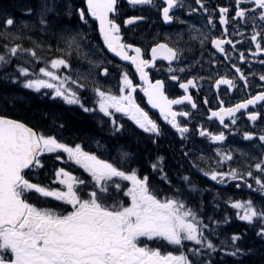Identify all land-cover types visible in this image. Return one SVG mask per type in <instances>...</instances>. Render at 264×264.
<instances>
[{"label":"snow or ice","instance_id":"obj_1","mask_svg":"<svg viewBox=\"0 0 264 264\" xmlns=\"http://www.w3.org/2000/svg\"><path fill=\"white\" fill-rule=\"evenodd\" d=\"M83 4L86 7H76L70 0H37L35 9L25 8L29 20L0 9V69L5 70L0 88L19 85L94 117L102 114L98 122L106 123L113 137L123 134L125 119L131 121L157 152L150 151L151 159L143 164L136 152L122 146L115 156H105L108 149L99 141L96 150H87L83 141L67 142L62 136L65 123H43L47 112L0 114V264H218L213 259L218 251L236 257L235 264H244L240 258L252 251L242 245L246 233L233 230L229 235L223 228L242 221L264 242V126L256 127L264 122V83L255 94L247 91L249 76L258 75L264 82V0H127L126 6L121 0H83ZM126 7L155 9L161 30L164 26L172 30L162 36L156 33L150 47L129 42L127 26L147 17L125 16ZM178 11L188 17L200 13L205 24L197 27ZM89 18L97 23L102 45L85 31ZM177 24L186 26L187 40L184 29L172 27ZM44 36H54L55 46ZM197 40L201 52L209 44L215 50L205 61L211 73L207 76L199 74L205 71L202 57L186 62L191 42ZM104 49L129 62L139 83L121 70L118 92L110 84L105 87L100 78L108 81L112 61L102 55ZM253 59L261 65L259 72L252 71ZM81 61H87L86 69ZM225 61L233 74L216 70ZM150 72L164 78H150ZM206 80L210 88L220 90L211 100L207 95L203 99L208 121H219L216 130L204 121L190 127L199 115V96L191 90L202 92ZM167 81L176 82L183 94L170 98ZM138 89L169 128L137 102ZM234 89L245 92L235 103ZM89 92L92 106L85 102ZM223 97H229L227 106ZM213 101H218L215 107ZM245 115L252 127L246 122L242 130L239 122ZM169 135L179 137L170 146H178L181 159L189 164L186 171L180 165L175 178L166 168V156L159 154ZM197 135L203 138L199 142ZM241 141L248 145L233 147ZM50 157L78 166L87 177L73 175L64 166L46 171ZM196 173L213 183L202 187L194 179ZM244 188L258 193L259 199L236 198V190ZM205 192L212 193L208 201Z\"/></svg>","mask_w":264,"mask_h":264},{"label":"flooded vegetation","instance_id":"obj_2","mask_svg":"<svg viewBox=\"0 0 264 264\" xmlns=\"http://www.w3.org/2000/svg\"><path fill=\"white\" fill-rule=\"evenodd\" d=\"M189 2H191V0H189ZM214 3H222L224 2V0H213ZM70 3L76 7H86V5L83 4V0H70ZM122 5L127 4V0H121ZM178 15L181 16L182 19H188L190 23H195L197 27H201L202 25L205 24V20L202 19V14L197 13V14H193V16L188 17L186 12H179L177 13ZM124 15L125 16H130V15H145L147 17L146 20L144 21H137L135 22L134 25H130L127 26V29L125 31V38L129 40V42H134L137 43L141 46H144L145 44H147L150 47V43L152 41L153 36L160 32L161 36L163 35V31H170L172 30V28H170V26H164L163 31L161 30V23L157 20V15H156V10L155 9H132V8H125L124 9ZM216 23L218 25V19L216 20ZM174 27L175 30H180V29H184L185 31V39H188V34H187V28L184 25H175L172 26ZM85 31L88 32L89 34V38H91L93 40L94 43H99L102 45V41L99 39V32H98V26L97 23L92 19L89 18V25L85 26ZM192 35H195V33L193 32ZM245 35L247 36L248 33H245ZM237 40L240 39V37H236ZM241 43H243V41H241ZM191 47H192V51L186 53L188 60L186 62H191L192 58L195 57L197 59H201V63H203L204 65V69L205 71H200V75L203 76H207L209 74H211L209 71H207L209 69V65L207 63H205V61H207L208 56H209V52L215 51L214 49L211 48V45L209 44L207 46V49L203 52L200 51V44L199 41H192L191 42ZM229 49L231 48V46H228ZM254 48V46H253ZM244 50V49H241ZM102 55L105 57L106 60H111L112 64L108 65L109 69H110V73L111 76L109 77L108 81H105L102 77L100 78V82L103 83L105 85V87H107L109 84L112 87V90L114 92H118V88L116 87L118 79H119V71L121 70H125L129 73L130 77H132L134 79L135 82L139 83V77L138 75H135V69L134 67H132L130 65L129 62L126 61H122L119 59V57H115L113 54L108 53L106 49H104ZM233 55H236V53H233ZM217 58L222 60V57L220 56V54L217 53ZM262 59H264V57H261ZM237 63L239 64L240 62L237 61ZM252 63V71L253 72H259L261 70V65H259L255 59H253L251 61ZM164 67H167V61L163 62ZM200 65L197 64L196 68L199 69ZM249 68V65L245 64L244 65V69H245V74H247V70ZM216 70L224 73V72H228L229 75L234 73V69H231V65L228 62H224L222 64H218L216 66ZM98 71V70H97ZM166 75V73H165ZM150 78H164L163 76L160 75H156L153 76V73L150 72ZM249 81L251 84V87L247 90L249 92H251L252 94H255L256 91L261 90L259 88V84L260 83H264V82H259V77L258 75L255 77V79H253V77L249 76ZM241 84L243 83V81L240 82ZM210 82L209 81H205L204 82V90L202 92L197 93L196 89H192L191 92L193 93L194 96L198 95L199 99L197 100V104H198V109H199V115L197 116V118L195 120L192 121V125H195L196 123L200 122V121H204L205 125L208 126L210 128V130H216L219 127V121H208L207 119V106L203 105V99L205 97V95L208 96V98L211 100L212 96L214 94H216L218 91L217 89L214 88H210L209 87ZM226 86H221V89H223ZM234 92H236V90H233ZM166 92L169 94L170 98L178 96V95H182L183 94V90L179 88V85L176 82L173 81H167L166 82ZM86 100L85 102L89 105L92 106V97H91V93H86ZM245 96V92L241 91V92H236L235 96L231 97V100L233 103L237 102L239 99L244 98ZM226 101V105L227 106V101L229 99V97H223ZM136 99L137 102L140 103L141 107H145L146 111H149V115L152 116L154 119H157V122L160 123L162 125V127H165L166 129L169 128L170 126H167L164 124V122L159 119V113L158 110L155 109H151L150 106H147L146 104V98L143 97V93L139 91V89L137 90L136 93ZM218 104V101H213L212 102V107H215ZM176 107V106H174ZM252 106H250L251 108ZM190 108V106H189ZM80 110V109H79ZM187 110V109H186ZM259 110V109H257ZM82 111V110H81ZM193 112H196L197 110H192ZM86 115H89L91 117L90 114L88 113H84ZM102 117V114H99L98 116L93 117L92 119L98 120ZM247 122V117L246 115L243 116L241 118V121L239 122V127L243 130L245 128V123ZM125 123V130L123 132V134L118 135L116 137H113L110 129L107 128L106 126L103 125H98L99 128L98 129H93L94 131H88L90 133H93L91 135V137H69L68 135H66V133H62L65 136V140L69 143L71 142H84V145L86 147L87 150H96L97 149V144L96 141H99L100 145L102 146H106L108 151L104 152L103 154L105 156L111 155V156H115L116 155V150L118 147H123V150L125 151H131V152H136L138 154V158L140 160V162L143 164L146 160L151 159V155H150V151L151 153H156L157 152V148L155 146H152L150 143H148L146 140L141 139V137L138 135V131L135 128V125L132 124L131 121H127L125 119L124 121ZM230 123V122H229ZM106 124V123H105ZM264 126V122H262L261 124H257V128ZM247 127L251 128L252 127V123L251 122H247ZM174 131V130H173ZM173 139L178 140L179 137H175L173 138L172 136H167L165 141L162 142V146L159 149V154L165 155L166 156V160H165V165L166 168L169 170L170 174L175 178L177 175V169L180 167V165H183V170H187L189 168V164L182 160L178 151V146L177 147H171L170 145L173 143ZM194 139L196 141H201L203 138L199 137L198 135L194 137ZM237 141H240V137L237 136L236 137ZM248 145L247 141H241V143L239 145L237 144H233V147H244ZM201 147H205L206 145H200ZM254 151H259L258 148L253 149ZM53 161L55 162L56 166H64L67 168V170L72 171L73 175H77L80 176L81 178H85L87 177V174L83 172L82 169H79L78 166L69 164V165H64L63 163H61L60 161H55L54 157H52ZM45 164H46V160H45ZM194 171V170H193ZM195 180H198L200 185L202 187L211 185L213 182L207 181V178H203L201 176V174L196 173L194 176ZM251 182V181H250ZM219 187H227V186H217ZM255 187V185H254ZM231 194V193H230ZM211 195L212 193L209 192H205L204 193V200L208 201L211 199ZM256 198L257 200L259 199V194L254 192L253 190L244 188L243 191L241 192L240 190H236V198L239 199H248V198ZM121 198H122V194H121ZM230 213H232L234 215V210L229 209ZM235 222L238 223V231L244 232L246 233L244 239L245 242L243 244V246H249V237H250V230L252 229L250 226H247L244 224V222L239 221V220H234V222L232 224H234ZM230 226H224L223 230L225 232H227L229 235L232 233V229L234 228L233 225ZM154 246V245H153ZM163 247L165 248V245L163 244ZM249 248V247H248ZM166 250H172L171 248H167Z\"/></svg>","mask_w":264,"mask_h":264},{"label":"trees","instance_id":"obj_3","mask_svg":"<svg viewBox=\"0 0 264 264\" xmlns=\"http://www.w3.org/2000/svg\"><path fill=\"white\" fill-rule=\"evenodd\" d=\"M37 0H0V9H6L14 18L19 20L31 19L30 16L25 15V8L28 6L35 9ZM11 69H8L10 71ZM5 74V70L0 71V78ZM15 98V99H13ZM31 111H44L48 115L44 118L43 123L51 125L53 120L57 123L63 122L66 127L63 133L69 137H91L94 131L99 126L89 116L84 114L78 108H66L61 105H56L50 100L38 98L23 89L19 85L10 86L9 88H0V114H7L16 116L22 114L25 110ZM35 123V121H33ZM101 126V125H100ZM45 130H49L47 127ZM56 131V129H51ZM236 231H238V223L233 224ZM249 248L252 249L251 253L246 257H242L245 264H264V242L260 241L254 235V231L250 230ZM245 239L242 241L244 244ZM247 247V246H245Z\"/></svg>","mask_w":264,"mask_h":264},{"label":"rangeland","instance_id":"obj_4","mask_svg":"<svg viewBox=\"0 0 264 264\" xmlns=\"http://www.w3.org/2000/svg\"><path fill=\"white\" fill-rule=\"evenodd\" d=\"M45 40H48L49 41V39H45ZM50 42V41H49ZM51 43V42H50ZM52 45H53V43H51ZM55 46V45H54ZM85 51L87 50L86 48L84 49ZM73 63L75 64L76 63V61H75V58H73ZM81 63L83 64V68H87L88 67V64H87V61H81ZM0 70H2V69H0ZM83 70V69H82ZM31 91V90H30ZM235 258V261L237 260V258L236 257H234Z\"/></svg>","mask_w":264,"mask_h":264}]
</instances>
